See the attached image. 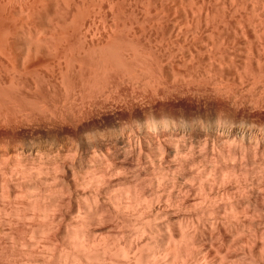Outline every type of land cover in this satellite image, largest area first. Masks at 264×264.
Listing matches in <instances>:
<instances>
[{
    "label": "bare ground",
    "instance_id": "6f19581e",
    "mask_svg": "<svg viewBox=\"0 0 264 264\" xmlns=\"http://www.w3.org/2000/svg\"><path fill=\"white\" fill-rule=\"evenodd\" d=\"M61 3L71 17L68 20L60 12L52 26L48 24L54 32L41 36L46 21L43 15L46 8H52L50 5L47 7L44 0H0V124L9 126L19 118L28 121L31 115L40 113L75 120L86 100L95 96L94 101L98 96L104 99L106 94L108 97L107 90L119 89L125 78L145 76L151 80L154 70L175 67L195 70L209 78L234 69L239 80L257 92L255 96L264 97V0H62ZM152 82L149 84L153 86L156 80ZM244 87L243 92L250 90L244 91ZM9 134L0 133V264H264V241L252 226L251 197L244 195L247 179L237 181L236 170L211 171L197 163L201 169L190 171L187 166L192 182L188 183L192 187L187 188L185 175H173L164 168L149 169L154 171L148 176L150 185L162 184L154 192L147 191L149 194L143 187L138 188L132 177V180L123 177L116 185L103 182L104 187L97 186L100 182L95 174L92 178L96 188L87 199L89 208H83L89 224L79 226L69 221L71 212L64 207L70 205L64 206L61 182L57 172H51L53 166L46 165L47 162L38 164L39 171L46 174L41 177L37 169L34 171L38 174L31 170L35 166L29 167L23 159L15 160ZM145 165L148 164L144 168ZM120 170L116 173H121ZM223 177L228 184L221 189L218 186ZM24 178L25 181L16 183ZM236 184L242 192L236 189ZM245 203L246 209L241 205ZM177 210H182V215L176 223L171 222ZM104 223L114 227L127 225L132 234L120 242V237L102 233Z\"/></svg>",
    "mask_w": 264,
    "mask_h": 264
},
{
    "label": "rangeland",
    "instance_id": "374dc122",
    "mask_svg": "<svg viewBox=\"0 0 264 264\" xmlns=\"http://www.w3.org/2000/svg\"><path fill=\"white\" fill-rule=\"evenodd\" d=\"M44 1L46 3L47 7H48V5H50L49 6L50 8L52 7L51 8L52 10L49 8H46V10H45L47 12L45 13V15H43V16H45L43 18V21L46 20L47 22L44 21L45 26L43 27V31L41 32V36L42 35L43 36H49V34L54 32V29L51 30V28H53V27H50V25L52 26V24L54 23L53 20L55 21L56 18L58 17V15H61L60 12L62 13V15L65 14L64 16H66V18L68 17L67 18L68 20H69V17H71V12H68V10L62 9V7H63V5L61 3L62 0H49V1L44 0ZM46 1L49 3L47 4ZM59 1H60V3H58ZM50 3H54L55 7L53 6V4H50ZM59 9H61V10L59 11ZM53 11H55V12L58 11L59 13L58 12L55 13ZM49 12H50V14H49ZM52 12L55 13V15ZM51 16L54 18H52ZM51 18H52V21H51ZM68 20H67V22H68ZM46 24H47V26H46ZM48 24H50V25H48ZM46 28H48V29H46ZM47 32H50V33H47ZM185 71H186V73H185ZM196 72L197 71H195V70L191 72V71H187L185 69L183 70V68H181V67H179V68L175 67L172 70L170 68H168L167 70L166 69L159 70V71L154 70L152 73V78L154 80L153 79H151V80L147 79V77H145V76H143V79H142V77H140L142 80L140 78H132V77H129V79L127 78L128 80L125 78L126 81L122 82V84L123 83L124 84L119 89L112 88V89L107 90L108 94L110 92L108 97H105L107 95L106 94V95H103L104 99H102V96H100L101 99L98 96L96 98V101H94V99L96 97L95 96L94 99H92L94 102L92 100H86L83 108H81L79 110L82 114L78 111V114H77L78 116L75 120H66V119L64 120V118H62V117H60V118L58 117L59 118L58 119L57 116L53 117L49 113L33 114L35 116L31 115L30 118H28L29 119L28 121H27V119L25 120L23 118H19L15 122L10 124L9 126H5V124H0V133H5V132L10 133L9 134L10 140L13 142V147H14L13 149L15 150V152H14L15 155H13V158L15 157V160H18V159L25 160L26 163L29 165V167L34 168V166H35V169H31L33 172H35L34 170L37 169L38 173L41 175V177H44V176L46 177L45 171L42 172L41 169L39 171L38 164L41 165L42 163L47 162L46 165L50 164L51 167L52 166L54 167V168L52 167L51 172H53V171H54V173L57 172L56 174L58 177V181H59V183L61 182L60 185L62 187V192L64 194L63 195V202L65 203L64 206L70 205V206H65L64 208L67 209L68 212H71V219L69 221H70V223L72 222L73 225H75L74 222H77V225H79V226H80V224L81 225L83 224L82 226H84V224L85 225L89 224V222H88L89 220L86 217L84 218L83 210L84 209L88 210V208H89V206H88L89 201L87 200L89 198L88 194L93 192V190H95V188H96V185H95L96 183L94 184V178H92V176L95 174L97 176L96 179H98V181L100 182L99 184H97V186L103 184V182H105V183L109 182L112 185L113 184L116 185L117 182L122 181V179H124V178L130 179V180H132V178H133L132 181L135 182L136 186L138 188H141V189L143 187V190L147 194H149L148 192L151 193L152 192L151 190H153V192H154L155 189L162 188L161 183H155L154 184L155 186L157 185L156 186L157 188L153 185V183H152L153 186L150 185L151 182L149 181L150 180L149 177L151 176L150 175L151 172H154L156 170L164 168V170L168 171L170 174L179 175V176L185 175V179L187 181V182L184 181L185 184L186 183L191 184L192 182H190L191 181V176H190L191 172L190 171L196 170L197 167L199 169H201V165L196 166V164L198 163L197 165L202 164L206 168L208 166L207 169L211 170V171L214 169H219V168H223L226 170L234 169V170H236V173H235L236 178L239 179L237 181L242 182V180L240 181V179H245V180H243V182H245L247 179V181L245 182L247 189H246V192L244 195L248 194V197H251L250 198L251 204L249 206V208L251 210L250 209L249 210L251 211V213L253 212L252 218L254 217L253 218L254 220L252 222V226H253L256 234H258V236L261 237L260 239H262V241H264V234H263L264 233V205L262 204V203H264V190H263L264 186H262V185H264V97H262V99H261L259 96L257 97L258 94L255 96V93H257V92L252 91L253 89L249 88L245 81L239 80L238 74L234 71V69L233 70L229 69V70L225 71L223 73L224 75L223 74L219 75L221 77L210 76L212 79L209 78L208 76H205V75H204L205 76L204 77L199 72H198L199 74ZM179 74L181 75V77ZM156 76H158V77H156ZM178 76L180 79L178 78ZM190 76H192V78ZM159 77H160V79H159ZM197 77L198 78L200 77V78L196 79ZM215 77H216V79H215ZM189 78H190V80H189ZM134 79L136 81L137 80L138 81L136 82ZM214 79H215V81H214ZM218 79H219V81H218ZM148 80H150V81H148ZM155 80L158 83L159 87H158L157 83L154 82ZM161 80H163V81H161ZM205 80H206V82H205ZM209 80H210V82H209ZM145 81H147V82L145 83ZM152 81L156 84L155 86H154V83ZM222 81H225V82H222ZM139 82H141V83H139ZM142 82H144V84ZM151 82L153 83L154 88H153L152 84H149ZM189 82L192 85H190ZM218 82H220L219 85L217 84ZM180 83H181V85H180ZM215 83H216V85H215ZM148 84H149V86H148ZM185 84L186 85L188 84V86H186ZM233 84H235V85H233ZM146 86H148V87L151 86L150 87L151 90H149V88ZM156 86H157V88H156ZM219 86H220V88H219ZM224 86H226V88ZM240 86H242V87H240ZM244 86H246V87H244ZM243 87H244V91L245 90L247 91L249 88L250 89V90H248L249 92L248 91L246 93L243 92V90H241V88H243ZM235 88H236V90H235ZM239 88H240V90H239ZM140 89H143V90H140ZM219 89H221V90H219ZM237 89H238V92H237ZM116 90H118V91L116 92ZM229 90H230V92H229ZM154 91H156V92H154ZM223 92H225V93H223ZM155 93L157 94V97H156ZM233 93H235L237 95H233ZM232 95L235 97H233ZM251 95L252 96L254 95V96L252 97ZM105 98L109 99V100L107 99L108 102ZM97 99H99L100 102ZM112 99L114 101H111ZM101 100L102 101L104 100L105 103H102ZM87 101H88V103H87ZM86 103L89 104V107L90 106L92 107V105H93L94 109L91 107H90L91 109L89 107H88L89 108L88 109ZM94 103H96V104H94ZM95 105H96V107H95ZM97 105L99 108H97ZM152 115H153V117H152ZM154 117H155V119H154ZM54 119H56V120H54ZM151 121L152 122L155 121L157 123H155V122L150 123ZM164 121H165V123H164ZM159 122H161V123H159ZM170 122H171V125H170ZM122 123H124V124H122ZM239 123L241 124V126ZM137 124H139V125H137ZM148 124H151L153 126L148 125ZM146 125L151 126V127L147 128ZM122 127H124V128L121 129ZM216 128H218V129H216ZM148 130H149V132H148ZM166 130H167V132H166ZM127 132H128V134H127ZM129 132H131V133L129 134ZM85 135H87V136L85 137ZM11 137L14 139H12ZM129 137H131L132 139L131 138L129 139ZM37 142H38V144H37ZM75 143H77V145H75ZM17 144L19 146H17ZM217 144H218V146H216ZM15 146H16V149H15ZM20 146H22V147H20ZM175 149H177V150H175ZM146 151H148V152H146ZM186 151H188L189 153ZM194 154H197V155H194ZM183 155H184V157H183ZM228 155H230V156H228ZM44 157H46V158H44ZM52 157H54V158L52 159ZM81 157H82V159H81ZM157 157H158V159H157ZM215 157H217V159ZM221 157H223V158H221ZM39 158H40V160H39ZM77 158H78V160H77ZM248 158H249V160H248ZM214 159H215V161H213ZM33 160H34V162H33ZM143 160L145 163L143 162ZM202 160L204 162H198V161H202ZM235 160L238 162H236ZM100 161H101V163H100ZM217 162H219V163H217ZM228 162H230V163H228ZM143 163L144 164L147 163L148 165L147 166L145 165L146 167L144 168ZM236 163H237V165H236ZM209 165L211 168L209 167ZM256 165H258V166H256ZM110 166H112L113 168L111 167L112 168L111 169ZM114 166H115V168H114ZM160 166H162V167H160ZM187 166H189L190 168H188ZM192 166H194L195 169H191ZM238 166H240V167H238ZM108 167H109V170L107 171L106 168L108 169ZM259 168L262 169V171L259 170ZM149 169L154 170V171L150 172ZM256 169L258 171H256ZM119 170L121 171V173L120 172L116 173ZM144 170L146 173L144 172ZM251 170L252 171L255 170V171L252 172ZM109 172H111V173L109 174ZM237 172H239L238 175H237ZM35 173H37V171ZM136 173H137V175H136ZM42 174H43V176H42ZM257 174H258V176H257ZM260 174H262V175H260ZM111 175L113 177H111ZM248 175L250 177H248ZM49 176H47V177H49ZM241 176H243L245 178H243ZM37 177H40V176H37ZM81 177L84 179H82ZM186 177H188V178H186ZM59 178H61V179H59ZM147 178H149V179L147 180ZM222 179H223V180H221V182L223 181L222 184L220 183V186H218V188L221 187V189H223L226 186V184H228V182H226L225 177H223ZM256 179H258V180H256ZM25 180H26V178L21 179L20 181L18 180V181H16V183L18 184V183L25 181ZM79 181H81L82 183ZM227 181H228V179H227ZM90 182H92V183H90ZM208 182H209L208 186L211 187L212 185H211L210 180ZM189 184L187 185V188L192 187L191 186L192 184L191 185H189ZM93 185H95V186H93ZM222 185H224V186H222ZM236 185L237 186H235V185L234 186L238 187V184H236ZM101 187H104V186L101 185ZM152 187H155V188H152ZM259 187H261V188H259ZM221 189H219V191L222 192ZM236 189L237 190L239 189L238 191L242 192L241 188L238 187ZM67 190H69V191H67ZM82 196H83V199H81ZM241 205H242V207L243 206L245 207L246 203L241 204ZM245 209H246V207H245ZM177 211H175L174 216H171L173 218L170 220L171 222L176 223V221H178L177 219L180 217V215H182V210H177ZM104 224L102 226L103 227L102 229L104 230V231L102 230V233L108 237L109 236L111 237L114 235L113 237H116V239L119 237L120 238L123 237L122 239H120V238L118 239L120 242L125 241V239H126L125 237L128 234H129L128 236H130L132 234V229L129 228L127 225H125V226L121 225L119 227L118 226L114 227V225L109 226V224H111V223H108V224L104 223ZM255 224H258V225H255ZM261 228H262V230H261ZM130 232H131V234H130Z\"/></svg>",
    "mask_w": 264,
    "mask_h": 264
}]
</instances>
